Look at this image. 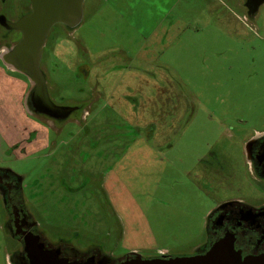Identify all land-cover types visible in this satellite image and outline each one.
<instances>
[{
  "label": "rangeland",
  "instance_id": "374dc122",
  "mask_svg": "<svg viewBox=\"0 0 264 264\" xmlns=\"http://www.w3.org/2000/svg\"><path fill=\"white\" fill-rule=\"evenodd\" d=\"M245 1L87 0L77 29L51 30L54 56L41 61L51 100L79 108L38 117L51 129L25 107L27 78L7 71L0 167L20 177L45 240L187 257L211 211L264 200L242 152L264 136V5L251 14ZM30 9L0 0L11 22ZM21 38L0 26V50ZM4 219L0 205V264H12Z\"/></svg>",
  "mask_w": 264,
  "mask_h": 264
},
{
  "label": "flooded vegetation",
  "instance_id": "af4514ba",
  "mask_svg": "<svg viewBox=\"0 0 264 264\" xmlns=\"http://www.w3.org/2000/svg\"><path fill=\"white\" fill-rule=\"evenodd\" d=\"M263 5L264 0L245 1V6L250 8L251 14H255ZM30 12L31 9L21 17ZM6 32L9 31L6 30ZM5 37L4 39L2 38V40L5 41ZM19 41L20 39L15 42V44L17 45ZM4 46H6V44ZM11 48V45L3 47V49L0 50V56L2 54V58L4 59L8 54V50ZM50 48L51 43L48 35L45 41V46L42 50L41 61L43 57H46L48 54L49 56H54L50 51ZM9 67L4 65L0 57V68L4 71L5 76L7 71L21 74ZM23 76L26 77L25 75ZM45 76L48 80V76L46 74ZM19 82L21 87L24 86V90L28 91L23 96V101L28 112L32 113L31 116L36 120L51 129L49 123L40 120L38 117L41 118L42 116L49 120H53L54 122L58 120L37 113V109L31 98L33 92L31 82L29 80L26 81V83L23 80H20ZM38 104L39 102L37 100V105ZM27 105L30 109L27 108ZM81 122L82 120L77 124H80ZM34 133L36 134V132ZM242 152L253 176L259 182H264V136L248 138L242 145ZM26 203L20 177L12 171L0 167V205L5 212L4 228L6 234L14 239L16 244V248L12 249V256L10 257L12 264H32L24 248V237L28 233L35 237H39L40 243L44 246L45 254L55 264H119L126 259L136 257V254H130L127 251L120 256L108 257L109 252L106 253L99 247H85L82 249L83 251H79L72 243H68L67 241H57L56 243L47 241L42 236V233L39 231L38 226L32 219L30 213L26 210ZM18 231L20 232L19 234H17ZM226 235L233 241L234 250L240 254L242 262H246V264H264V200L257 201L256 203H251V201L248 200L226 202L211 211L207 218V239L204 244L199 246L191 255L206 254L215 242L224 238ZM162 257L170 258L172 256H160V258Z\"/></svg>",
  "mask_w": 264,
  "mask_h": 264
},
{
  "label": "water",
  "instance_id": "95a60500",
  "mask_svg": "<svg viewBox=\"0 0 264 264\" xmlns=\"http://www.w3.org/2000/svg\"><path fill=\"white\" fill-rule=\"evenodd\" d=\"M29 1L31 12L18 21L11 22L6 17L0 16V26L8 31H18L22 34L19 43L8 50L2 61L7 67H13L14 70L25 75L31 82L33 86L31 98L37 113L64 121L79 108L58 106L51 100L46 76L40 68L42 50L55 26L61 25L75 30L82 24L84 4L87 0ZM19 233L18 231L17 234ZM24 245L32 264H55L45 254L39 237L26 234ZM119 264H246V262H242L240 254L234 250L233 241L226 235L215 242L204 255L145 259L137 254L136 257L126 259Z\"/></svg>",
  "mask_w": 264,
  "mask_h": 264
},
{
  "label": "crops",
  "instance_id": "0c3cea01",
  "mask_svg": "<svg viewBox=\"0 0 264 264\" xmlns=\"http://www.w3.org/2000/svg\"><path fill=\"white\" fill-rule=\"evenodd\" d=\"M4 71L0 68V92H1V82H3V80H4V76H5V74L3 73ZM5 78H6V76H5ZM18 83H20V82H17V84ZM20 87H21V84H20ZM22 88V87H21ZM4 117H2V116H0V123H4ZM153 126H155L156 127V125H153V124H151V123H147V124H145V125H141V129H146L147 131V133H148V130L150 129V128H153ZM32 142H34V141H32Z\"/></svg>",
  "mask_w": 264,
  "mask_h": 264
},
{
  "label": "trees",
  "instance_id": "16d2710c",
  "mask_svg": "<svg viewBox=\"0 0 264 264\" xmlns=\"http://www.w3.org/2000/svg\"><path fill=\"white\" fill-rule=\"evenodd\" d=\"M52 45H53V43H52ZM15 148V147H14ZM153 258V257H152ZM160 258V257H159Z\"/></svg>",
  "mask_w": 264,
  "mask_h": 264
}]
</instances>
